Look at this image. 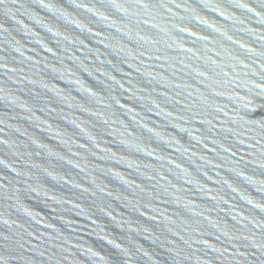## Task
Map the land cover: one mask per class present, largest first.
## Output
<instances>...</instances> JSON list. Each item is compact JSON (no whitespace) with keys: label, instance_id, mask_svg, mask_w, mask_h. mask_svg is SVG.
Here are the masks:
<instances>
[{"label":"water","instance_id":"1","mask_svg":"<svg viewBox=\"0 0 264 264\" xmlns=\"http://www.w3.org/2000/svg\"><path fill=\"white\" fill-rule=\"evenodd\" d=\"M0 264H264V0H0Z\"/></svg>","mask_w":264,"mask_h":264}]
</instances>
